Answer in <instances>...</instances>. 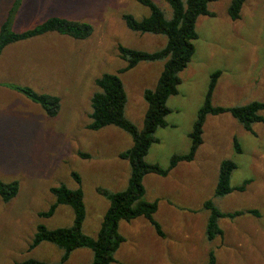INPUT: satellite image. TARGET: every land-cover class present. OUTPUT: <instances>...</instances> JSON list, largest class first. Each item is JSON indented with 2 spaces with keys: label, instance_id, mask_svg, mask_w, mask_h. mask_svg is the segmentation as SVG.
Returning a JSON list of instances; mask_svg holds the SVG:
<instances>
[{
  "label": "rangeland",
  "instance_id": "1",
  "mask_svg": "<svg viewBox=\"0 0 264 264\" xmlns=\"http://www.w3.org/2000/svg\"><path fill=\"white\" fill-rule=\"evenodd\" d=\"M15 1L0 0V29ZM151 1L167 19L172 17L165 0ZM230 3L216 0L209 5L214 16L198 19L196 52L180 74L179 94L167 102V127L157 129L158 142L152 144L147 163L167 168L173 155L190 151V134L214 73H222L212 97L215 107L264 102V0H247L238 21L229 17ZM124 15L142 20L150 10L135 0H22L13 17L15 33L58 17L87 23L93 34L86 40H75L49 33L12 44L0 57V181L20 185L11 202L5 204L0 198V264L29 259L50 264L61 261L63 251L50 243L28 251L40 225L55 230L73 224L74 213L68 206H60L51 218L39 217L55 203L52 188L62 183L70 189L82 188L87 210L83 232L97 237L110 207L98 189L114 193L128 185L130 166L120 154L133 146V139L115 126L89 130L91 98L99 90L96 81L102 75L118 74L127 66L119 56V46L156 52L165 47L167 38L131 31ZM163 69L164 62L140 63L119 74L128 99L125 116L139 130L144 127L148 109L143 94L156 88ZM13 87L59 97V114L48 117L40 105ZM253 131H246L228 113L208 116L204 144L193 162L181 163L165 178H144L145 200L158 201L155 219L166 238L159 237L145 218L122 221L119 232L126 242L113 264H206L219 242V238L214 242L206 239L209 214L202 208L211 199L224 213H260L221 219L226 235L264 234V124H254ZM235 138L241 153L235 148ZM225 160L238 166L232 175L233 188L245 181L251 183L243 193L214 198L220 165ZM246 243L251 246L258 242ZM221 254L228 259L222 258L221 264H264V250L262 256L253 253L251 247L239 252L222 250ZM92 258L90 250L78 249L64 264H90Z\"/></svg>",
  "mask_w": 264,
  "mask_h": 264
},
{
  "label": "trees",
  "instance_id": "2",
  "mask_svg": "<svg viewBox=\"0 0 264 264\" xmlns=\"http://www.w3.org/2000/svg\"><path fill=\"white\" fill-rule=\"evenodd\" d=\"M141 5L149 8L150 15L142 20L133 15H124L123 20L128 29L140 34L163 35L167 38L165 47L156 52H145L118 47L119 56L127 63L118 74H104L97 81L98 91L91 98L92 112L89 115L91 123L87 128L91 131H99L106 127L115 126L133 139V146L120 154V158L127 161L130 166V178L125 190L110 192L98 189V193L104 196L110 203L97 237H90L83 232V225L87 217L82 188L70 189L65 184H60L51 189L55 197V203L50 208L39 213L43 219L51 218L60 206L71 207L74 213V221L70 227L55 230L47 229L40 225L37 233L30 244L28 251L31 252L42 243H50L63 251L61 261L56 264L66 263L73 252L78 249H88L93 258L90 264H113L116 262V253L126 238L119 232L120 222H132L138 218H145L161 238H166L162 226L156 221L158 212V201L148 202L145 200L146 189L144 178L148 175L168 177L181 163H191L196 159L200 147L204 144V126L208 116L230 114L242 127L254 134L253 125L264 124V102H252L244 106L232 108L215 107L212 97L221 72L212 75L206 95L205 103L198 113L194 128L190 134V151L184 155L175 154L171 157L170 164L163 168L158 164H149L146 157L153 143H157L155 133L160 127H167L166 117L170 113L167 102L170 97L179 94L181 85L180 74L191 63L196 48L194 42L199 39L197 22L200 17H213L209 5L216 0H165L172 9V17L166 18L165 12L151 0H135ZM247 0H231L228 14L231 20L238 21L241 18L242 9ZM22 0H16L8 12V16L0 29V57L4 49L12 44L27 41L49 33H57L62 36L71 37L75 40H86L93 34L91 25L58 17L46 20L32 30L23 33L12 31L13 17L21 6ZM164 62V69L154 90H146L143 94L148 104L145 114L144 127L139 130L125 116L127 105V94L119 74L134 69L140 63ZM13 89L24 94L30 101L41 106L50 118L56 117L61 109V99L54 95L40 94L28 87H13ZM235 148L242 152V147L237 138L234 139ZM82 156V155H81ZM90 158L89 155H84ZM238 168L231 160L221 163L214 198H223L235 191L243 193L247 190L250 181H245L241 186H231L232 175ZM77 182L81 184L80 177L74 174ZM19 182L4 183L0 181V198L3 203L11 202L19 193ZM203 210L209 216L206 223V239L214 242L224 237V231L220 227V220L224 218L236 219L244 215L260 216L255 210L240 211L236 213H224L219 210L213 200L203 204ZM17 264H50L35 259H29ZM206 264H217L215 251L208 255Z\"/></svg>",
  "mask_w": 264,
  "mask_h": 264
},
{
  "label": "crops",
  "instance_id": "3",
  "mask_svg": "<svg viewBox=\"0 0 264 264\" xmlns=\"http://www.w3.org/2000/svg\"><path fill=\"white\" fill-rule=\"evenodd\" d=\"M174 221H176L174 219ZM223 230V229H222ZM258 242L254 245H249V243L246 242ZM231 243H234L233 246H231ZM245 245L247 247H245ZM252 248L253 253L260 254L262 256L263 250H264V234L262 233H250V234H237L235 236H232L231 234H225L224 232V237L221 239L219 238V242L217 245V251L215 252L216 258H217V264H221V259L223 258L224 260H228L225 256V254H221L222 250H227L230 252H239L240 249L244 248ZM262 261L263 257L261 258Z\"/></svg>",
  "mask_w": 264,
  "mask_h": 264
}]
</instances>
